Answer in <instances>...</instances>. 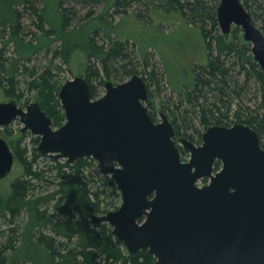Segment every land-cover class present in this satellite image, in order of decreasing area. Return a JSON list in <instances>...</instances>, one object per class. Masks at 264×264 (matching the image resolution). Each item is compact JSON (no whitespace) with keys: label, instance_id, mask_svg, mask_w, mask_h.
<instances>
[{"label":"trees","instance_id":"trees-1","mask_svg":"<svg viewBox=\"0 0 264 264\" xmlns=\"http://www.w3.org/2000/svg\"><path fill=\"white\" fill-rule=\"evenodd\" d=\"M100 1L55 0L54 18L50 19L45 14L46 0H0V29L6 30V42L13 44L17 55L6 65L0 63V87L6 84L13 88L17 83L14 76L18 61L45 48L46 54H52L49 61L29 69L24 66L22 74H27L26 88L34 91L54 126L64 119L58 98L62 85L59 63L69 64L77 50L85 55L83 76L92 98L102 88L103 77L122 81L137 71L135 57L127 50L128 45L135 44L117 38L115 26L103 18V13L108 12L110 17L125 14L134 0H105L106 12L86 23ZM148 1L177 11L186 23L198 27L207 50V63L192 68L190 86L174 89L168 83L176 96L167 98L163 109L175 133L191 140L196 136L199 140L201 130L210 125L241 122L258 133L264 148V70L254 62L250 45L241 38L238 28H232L228 38L219 32L216 18L219 0ZM249 1L242 0L247 10ZM252 3L255 8L251 16L260 21L264 34V2L252 0ZM24 14H30L32 21L27 27H35L38 35L33 30H24ZM137 14L140 16L141 12ZM100 29L105 42L97 40ZM144 64L149 65L147 61ZM144 74L148 83L145 105L151 115L155 95L149 84L154 83L155 90L160 92L162 74L154 66ZM252 87L256 101L249 106L244 96ZM32 139L38 143V137ZM10 148L22 170L7 191H0V220L5 224V228L0 226V264H154L155 258L147 249L129 254L121 249L123 244L113 236L106 222L90 220L91 214L116 209L120 199L115 183L110 176L100 174L93 158L62 163L41 155L36 146L28 150L20 140L12 142ZM40 157L48 159L42 166L37 161ZM218 167L219 161H215L214 169ZM26 241L31 244L34 256L19 253Z\"/></svg>","mask_w":264,"mask_h":264},{"label":"water","instance_id":"water-1","mask_svg":"<svg viewBox=\"0 0 264 264\" xmlns=\"http://www.w3.org/2000/svg\"><path fill=\"white\" fill-rule=\"evenodd\" d=\"M216 18L226 38L232 27L240 30L264 70V34L242 0H219ZM104 88L93 99L83 74L67 79L58 91L65 122L57 128L37 100L25 107L14 99L0 102V126L18 118L22 132L39 136L37 151L55 160L93 158L115 183L121 203L90 220L107 222L129 254L147 249L154 264H264V148L258 133L241 122L210 125L198 145L179 138L190 153L183 161L172 123L162 111L160 121L151 118L140 75L116 84L106 80ZM14 162L10 144L0 137V180ZM204 177L208 182L197 185Z\"/></svg>","mask_w":264,"mask_h":264},{"label":"rangeland","instance_id":"rangeland-1","mask_svg":"<svg viewBox=\"0 0 264 264\" xmlns=\"http://www.w3.org/2000/svg\"><path fill=\"white\" fill-rule=\"evenodd\" d=\"M46 1L47 8L45 14L48 18L53 19L55 12V0ZM146 1L148 0H134L131 6L127 8L125 14H116L110 17V12H108L106 14L103 13V18L106 19L107 22L110 21V24L115 26L113 30L117 38L121 40H130L135 44V46L128 45L127 47V50L132 52V55L136 60L135 65L137 71L133 74L140 75L146 85L148 83L146 81V75L144 73L147 72L152 66H154L156 72L159 71V73L162 74V82L159 86L160 92H158V90H155V86L153 85L154 83L151 84L149 82V88L155 95V98L153 99V111H151V115L153 114V119L155 121H160V111H162L171 122L167 112L163 109L164 102L165 100H167V98L175 99L176 95L175 92L172 91L171 87H173L174 89H178L182 88V86L191 85L192 68L194 65H205L207 63V50L201 35V31L198 27H193L191 24L186 23L181 14L177 11L166 10L163 7L156 5L157 3H153V1V4L151 2L148 4ZM259 1L264 2V0ZM249 5L250 6L248 10L252 15L255 4L252 3V0H250ZM38 6H40L39 3ZM78 6L81 5L79 4ZM106 6L107 3L105 0H101L96 5H94L93 15L85 20V22H90L95 18L97 19L99 14H102V12H106ZM138 11L141 12L140 16L137 14ZM253 17L254 16H252V18ZM31 21L32 18L30 14H24L22 19L24 25L23 28L25 31L33 30V32L38 35L39 31L36 30L35 27H27ZM253 21L257 27L261 28V23L259 20L254 17ZM99 32L101 34L98 35L97 40L99 39V42H105L102 37V30ZM219 32L221 33L220 29ZM0 35V63L4 62V64L6 65L12 58H17V55L13 51V44L10 42H6L8 36L6 30L4 32H1L0 29ZM29 37L30 35H28L25 39L28 40ZM55 44H58V41L52 44V46H54ZM51 55V53L46 54V49L42 48L36 51L33 55H29V58L27 59H20L16 65L18 69L16 70V75L14 76L17 83L13 88H10L6 84L4 85V87H0V102L14 99L16 103L22 107H25V105L35 100L39 102V100L34 96V91H30L26 88L25 80H27V74H22V70H24V66L29 69L34 65L39 66L40 64H45L47 61H49ZM145 61H147L149 65L146 66L144 64ZM56 62H58V60ZM84 63L85 55L81 50L76 51L69 64L59 63L61 64V66L59 65L60 67L58 71L60 74L59 82L63 84L67 79H71L76 75L83 74ZM162 65L164 68L162 67ZM129 78L130 76L121 81L110 76L108 78L103 77V80H110L116 84L123 82ZM253 91L254 90L252 87L251 91L244 96V101L249 106H254L256 101V98L253 99ZM104 93L105 88L103 84L102 88L97 91L93 99L102 96ZM259 99L260 97H258L257 100ZM64 122L65 117L59 125L53 126L57 128ZM229 125H231V122ZM22 126L23 124L18 118L12 121L8 126H0V137H3L8 142H11L10 144H12V142L16 143L17 140H20L21 145H25L28 150H30V148H32L33 146H37V144H35V141L32 139L35 137V135L31 134L29 131L24 132L27 135L21 133L20 130ZM201 131L202 134L204 131ZM188 140L195 145H198L201 141V139L198 140L196 136H194L193 140ZM177 144H179V142ZM180 146L182 147V145ZM189 157V151L181 148V159L183 161H188ZM47 160L48 159L46 158L40 157L37 161H39V165L42 166L47 162ZM58 161L65 163V159H59ZM95 164L97 166L96 161ZM21 170V165L18 163H14L10 173L0 180V191H7L9 189L11 181L21 173ZM205 183V179H200L197 182V185L200 186ZM120 202L121 200L119 199L118 205L120 204ZM102 214L104 213H99V215ZM0 226H2V228H5V224H1V220ZM121 249L126 250L123 245L121 246ZM19 253L23 256L28 257L35 255L34 251L32 250V246L28 241L25 242L23 249L20 250Z\"/></svg>","mask_w":264,"mask_h":264},{"label":"flooded vegetation","instance_id":"flooded-vegetation-1","mask_svg":"<svg viewBox=\"0 0 264 264\" xmlns=\"http://www.w3.org/2000/svg\"><path fill=\"white\" fill-rule=\"evenodd\" d=\"M232 28H234V27H232ZM231 31H232V30H231ZM239 32H240V30H239ZM145 106H146V105H145ZM153 120H154V119H153ZM154 121H155V120H154ZM235 123H236V122H235ZM233 124H234V123H233ZM215 125H219V124H215ZM231 125H232V124H231ZM224 126H226V125H224ZM229 126H230V125H229ZM27 131H28V130H27ZM204 131H205V130H204ZM21 132H22V131H21ZM25 132H26V131H25ZM29 132H30V131H29ZM31 134H32V133H31ZM33 135H34V134H33ZM35 137H38V142H39V139H40L39 136L35 135ZM180 137H183V136H180V135L177 136L176 133H175L174 139H176V144L179 142V144L181 145V143H180V141H179V138H180ZM2 138H3V137H2ZM183 138H185V137H183ZM5 140H6V139H5ZM187 140H188V139H187ZM6 141H7V140H6ZM7 142H8V141H7ZM8 143L10 144L11 142H8ZM200 143H201V141H200ZM200 143H199V144H200ZM179 144H177V145H178V147H179V149H180V155H181V148H182V149H184V148L181 147ZM37 145H38V143H37ZM36 147H37V146H36ZM36 150H37V149H36ZM48 156H49V155H48ZM49 157H50V156H49ZM50 158H52V157H50ZM52 159H53V158H52ZM54 160H55V159H54ZM58 160H59V159H58ZM216 161H218V160H216ZM65 163H66V161H65ZM214 163H215V162H214ZM67 164H71V163H67ZM220 167H221V162L219 161V167H218L217 169H214V168H213V170H214V171H218V170L220 169ZM202 179H205L206 183H207L208 180H209L207 177H204V178H202ZM120 200H121V195H120ZM120 203H121V202H120ZM119 205H120V204H119ZM118 207H119V206H118ZM118 207H117V208H118ZM117 208H116V209H117ZM112 210H115V209H112ZM139 221H141V220H139ZM106 223H107V222H106ZM107 224H108V223H107ZM108 225H109V224H108ZM109 226H110V225H109ZM111 229H112V228H111Z\"/></svg>","mask_w":264,"mask_h":264},{"label":"crops","instance_id":"crops-1","mask_svg":"<svg viewBox=\"0 0 264 264\" xmlns=\"http://www.w3.org/2000/svg\"><path fill=\"white\" fill-rule=\"evenodd\" d=\"M189 27V26H188ZM192 27V26H191Z\"/></svg>","mask_w":264,"mask_h":264}]
</instances>
